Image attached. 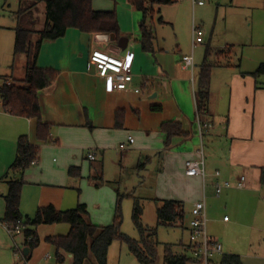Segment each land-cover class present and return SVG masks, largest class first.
<instances>
[{
	"label": "crops",
	"instance_id": "1",
	"mask_svg": "<svg viewBox=\"0 0 264 264\" xmlns=\"http://www.w3.org/2000/svg\"><path fill=\"white\" fill-rule=\"evenodd\" d=\"M110 2L113 3L99 5L93 0V9L116 13L123 38L128 39L125 50L110 36H94L76 29H69L61 39L45 42L40 49L37 66L57 72L53 84L39 92L42 119L52 126L51 137L55 144L48 145L37 138L36 120L7 114L0 101V264H17L13 243L24 242L20 237L13 241L2 223L9 179L1 180L16 158L18 139L24 135L40 147V155L37 164L23 176L25 185L20 203L23 217L32 218L38 209L50 205L57 210L68 211L85 204L91 213L93 209L98 211L94 216L90 214L94 224L109 226L115 217L118 181L126 170L143 179L141 184L134 181L136 187L153 182L154 194L150 199L183 203L186 220L195 203L204 200L207 221H218L212 211L222 209L221 196L229 206L236 201L249 207L256 202V208L264 207V185L260 180L264 169L262 78L257 86L252 72L244 70L241 61L232 57L231 60L224 58L218 61L220 66L214 67L211 74L208 112L202 119L211 126L203 139L206 176L204 179L188 177L185 163L197 160L201 146L196 106L197 75L201 65L197 66L194 58L198 46L193 48L191 43V53L183 55L179 44L174 52L161 46L159 41V50L146 53L140 44L139 28L124 26L125 21L135 24V14L141 21V14L129 0ZM5 4L8 5L7 1ZM109 49L121 57L134 55L131 90L109 92L106 81L89 67L93 51ZM184 56L193 57V63L184 61ZM12 59L13 55L0 79L11 74ZM136 89L141 92L136 93ZM223 90L228 92L224 95ZM167 122L179 123L184 132L183 136L172 139L169 148L165 146L166 135L162 131V125ZM129 138L134 139V143L131 144ZM121 146L125 147L122 149ZM88 151L95 152V161L87 158ZM72 167L80 169L81 177L69 176ZM101 167L104 182L97 184L92 178ZM216 173H219L218 177ZM242 178H245L244 187L237 189L236 184ZM217 182H230L232 188L224 190L218 197L215 194ZM208 187L219 198L211 197L214 202L210 205L207 202ZM83 189L87 191L82 196ZM187 206L189 210H186ZM100 219H108V222ZM62 225L39 226L40 242L31 251L29 264H44V261L51 260H46L45 256L50 255L49 250L54 247L46 238L66 236L60 233ZM66 225L70 231V225ZM208 233L220 242L218 238L222 234ZM225 247L224 243V256L238 255L230 248L225 250ZM42 248L48 250L44 258L38 257ZM238 256L242 264H248L244 255Z\"/></svg>",
	"mask_w": 264,
	"mask_h": 264
},
{
	"label": "trees",
	"instance_id": "2",
	"mask_svg": "<svg viewBox=\"0 0 264 264\" xmlns=\"http://www.w3.org/2000/svg\"><path fill=\"white\" fill-rule=\"evenodd\" d=\"M6 2L7 0H0ZM132 7L142 15L139 23L140 44L146 53L159 50L155 18L158 16L160 25L166 24L161 10L155 7L173 5L176 0H129ZM45 5V22L43 29L37 31L38 6ZM14 46L11 74L0 79V101L3 110L14 117L36 120L37 138L45 144L56 142L51 137L52 126L42 119L39 92L50 87L57 78V72L52 69H42L37 66V59L42 45L47 41H55L66 36L69 29L94 36H110L117 43L123 38L115 12L95 11L93 0H20V7L13 15ZM217 53V58L224 59L225 52ZM21 58H24L23 60ZM220 63H210L207 55L199 68L197 75L196 106L197 116L202 123L208 112L210 101L211 74L214 67ZM251 76L257 81L264 78V63ZM11 81V84H7ZM166 135V147L176 136H183L182 126L176 122L162 125ZM40 147L30 142L28 136H21L17 141L16 158L8 172L1 179H9L8 192L4 196L6 210L3 224L16 225L21 220L25 225V238H32L27 246L34 251L39 245L37 229L43 225L69 224L70 231L66 236H49L46 241L55 249L56 263L66 264H108L109 249L115 241L125 244L141 264H159V243L154 237L147 236L142 223L143 206L140 199L133 198L134 207L132 221L139 232L140 240H135L121 232L123 195L117 187V206L114 221L109 226L94 224L85 204L78 205L68 211L57 210L50 205L38 209L34 217H23L20 211L21 194L25 182L24 173L35 166L39 160ZM36 163V164H35ZM142 166L139 167L141 169ZM71 178L81 177L80 169L70 168ZM97 184L104 182L102 167L94 176ZM261 183L264 185V169L261 170ZM155 200V199H154ZM158 204L156 215L158 226H178L186 229L185 206L177 201L156 199ZM156 232V231H155ZM156 236V233H154ZM163 264H188V256L174 253L171 246L165 247ZM67 255V256H66ZM72 256V258H70ZM221 264H242L238 255H225Z\"/></svg>",
	"mask_w": 264,
	"mask_h": 264
},
{
	"label": "rangeland",
	"instance_id": "3",
	"mask_svg": "<svg viewBox=\"0 0 264 264\" xmlns=\"http://www.w3.org/2000/svg\"><path fill=\"white\" fill-rule=\"evenodd\" d=\"M95 1L99 5L100 3H104L103 5L113 3L110 2L111 0ZM176 1L173 5L155 7L156 10H161L160 15L166 23L160 25L158 23L159 17L155 18L156 32L161 46L175 52L179 44L183 55H189L191 53L192 29L193 26H196L203 31L205 41L203 46L200 47L198 45L195 50L194 58L197 66L202 64L206 55L209 61L214 62L217 60L218 62L220 59L217 58V53L224 51L227 46H230V48L227 53L225 52L224 58L229 60L233 58L235 61H241L244 70L253 73L264 63V0H203V7L193 6L192 0ZM7 4L0 1V75L7 71V65L13 55L15 35L12 16L18 11L20 0H7ZM111 5L114 6V4ZM38 12L36 30L41 31L45 22L44 4L38 6ZM139 22V15L135 14V24L125 21L124 26L128 29H138ZM112 50L105 51L114 53ZM21 59L23 60L24 58ZM260 83L264 85V78H262ZM223 92L225 95L228 91L223 90ZM260 93L264 92L260 91ZM56 160L58 159L56 158ZM134 181H137V184H141L143 179L138 178L137 173L135 174L128 170L123 173L118 181V190L123 195L121 201L123 216L121 232L138 241L141 238L132 221L134 201L133 198L129 197L132 195L142 202V223L145 226L146 235L150 236L153 234L151 238L154 237V240L159 243L158 263L163 264L166 246H171L174 253L184 254L185 246L188 243V231L178 226H158L156 215L158 204L150 199L154 194L153 182L149 181L147 186L136 187V185H133ZM83 190L82 196L87 191L86 189ZM207 193V202L210 205L214 202L211 197L215 196L210 187H208ZM219 201L223 203L222 209H218L215 212L212 211V215L218 221H207V232L222 234V237L218 239L223 245L225 243V250L230 248V251L236 252L240 256L244 255L248 264H264V207L259 206L256 208V202L255 205L249 207L244 204L240 205L236 201L233 202L235 203L233 206H229L224 196H221ZM186 210H189V206L186 207ZM258 210L259 212L257 213ZM97 212L96 209H93L92 213L89 211V215L92 214L94 216ZM101 222H108V219H102ZM60 229H62L60 231L62 234H68L69 232V226L66 224L60 226ZM154 233H156V236H154ZM208 235L210 236L211 234L208 233ZM46 251H48L46 248H42L38 257L44 258L47 254ZM49 253L52 259L49 262L44 261V264H56L55 250L51 248ZM15 261L17 263L16 258ZM108 264L141 263L129 252L125 244L115 241L109 249Z\"/></svg>",
	"mask_w": 264,
	"mask_h": 264
},
{
	"label": "built area",
	"instance_id": "4",
	"mask_svg": "<svg viewBox=\"0 0 264 264\" xmlns=\"http://www.w3.org/2000/svg\"><path fill=\"white\" fill-rule=\"evenodd\" d=\"M192 1L193 6H204L203 0ZM192 38V47L195 48L204 41L203 31L200 28L193 26ZM183 60L193 63V57L184 56ZM88 64L90 68L95 69L98 77L106 81L107 90L109 92L131 90V84L134 79V55L128 54L125 57H121L117 53L95 50L90 54ZM7 84L9 85L11 83L8 82ZM145 86H147V84H145ZM135 92L140 93L141 90L136 89ZM197 124L201 139V146L198 151L199 157L197 160H190L185 163V174L188 177H202L204 179L206 176V159L203 149V139L209 134L211 126L208 123H202L198 116ZM129 142L131 144L134 143V139L129 138ZM124 147L125 146H121L122 149ZM87 158L90 161H95L97 157L95 152L88 151ZM218 176L219 173H216V177ZM244 181L245 178H242L241 181L236 184V188L242 189L244 187ZM231 188L232 184L230 182H217L215 184V194L219 197L224 190ZM187 221L188 243L185 246V253L183 255L188 256V264H221L220 260L224 256L223 245L208 235L206 204L204 200L195 203ZM3 225L13 241L17 237L23 238L24 240L22 244L16 242L13 243V252L17 264H29L28 257L24 255L23 249L32 238L27 239L24 237L26 227L23 224V221L19 220L16 225H8L6 223ZM45 259L50 260L52 258L50 255H46Z\"/></svg>",
	"mask_w": 264,
	"mask_h": 264
},
{
	"label": "water",
	"instance_id": "5",
	"mask_svg": "<svg viewBox=\"0 0 264 264\" xmlns=\"http://www.w3.org/2000/svg\"><path fill=\"white\" fill-rule=\"evenodd\" d=\"M100 40H103V38H100ZM127 44H128V39H121L119 41V47L122 50H125L127 48ZM23 253H24L25 256L29 257V255L31 253V249L29 247H24ZM70 258H72V256H70Z\"/></svg>",
	"mask_w": 264,
	"mask_h": 264
}]
</instances>
